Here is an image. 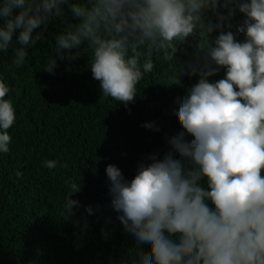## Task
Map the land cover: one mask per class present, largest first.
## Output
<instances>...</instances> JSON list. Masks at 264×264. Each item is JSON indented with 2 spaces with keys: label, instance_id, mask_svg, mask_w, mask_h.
Returning <instances> with one entry per match:
<instances>
[{
  "label": "clouds",
  "instance_id": "1",
  "mask_svg": "<svg viewBox=\"0 0 264 264\" xmlns=\"http://www.w3.org/2000/svg\"><path fill=\"white\" fill-rule=\"evenodd\" d=\"M65 5L78 23L55 37L45 70L54 74L56 56L75 60L86 51L103 95L126 106L153 72L154 56L172 62L195 36L205 53L202 67L187 70L200 79L179 102L174 115L184 131L169 139L163 158L150 154L131 180L116 165L106 167L111 207L139 255L150 254L145 264H264V0H0V52L11 49L12 64L24 66ZM237 8L245 14L237 28L243 42L224 31ZM207 12L218 22L206 20ZM222 68L224 78L209 82ZM178 76L166 83L181 85ZM11 92L0 75V154L10 152L8 130L17 122ZM144 127L159 131L154 123ZM58 163L43 162L50 170ZM80 190L72 181L67 213L80 206L71 198ZM86 211L93 214L91 206Z\"/></svg>",
  "mask_w": 264,
  "mask_h": 264
},
{
  "label": "trees",
  "instance_id": "2",
  "mask_svg": "<svg viewBox=\"0 0 264 264\" xmlns=\"http://www.w3.org/2000/svg\"><path fill=\"white\" fill-rule=\"evenodd\" d=\"M62 7L64 16L51 19L24 66L12 64L11 49L0 52V75L12 88L17 116L8 130L11 150L0 154V264H145L150 254L139 255L135 238L111 207L106 167L116 165L131 180L150 154L163 158L169 139L184 131L174 115L179 102L200 79L188 76L187 70L202 67L205 53L195 36L178 47L172 62L154 56L153 72L146 74L135 101L126 106L103 95L86 51L75 60L56 56L54 74L45 70L55 56V37L69 23H78L69 7ZM220 11L228 14L227 9ZM205 19L218 22L212 12ZM244 19L237 8L224 31L231 30L243 42L245 35L237 28ZM177 71L182 84H167ZM224 76L222 68L209 82ZM145 123H154L159 131ZM50 159L59 161L55 169L44 166ZM72 181L81 188L71 197L80 206L67 213L63 205Z\"/></svg>",
  "mask_w": 264,
  "mask_h": 264
}]
</instances>
